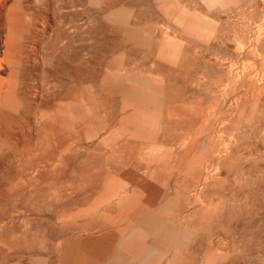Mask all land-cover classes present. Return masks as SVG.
Listing matches in <instances>:
<instances>
[{
    "label": "rangeland",
    "instance_id": "obj_1",
    "mask_svg": "<svg viewBox=\"0 0 264 264\" xmlns=\"http://www.w3.org/2000/svg\"><path fill=\"white\" fill-rule=\"evenodd\" d=\"M20 1L16 6L29 8L36 18L49 12L45 17L50 35L37 48L41 53L46 50V74H40L39 63L33 68L31 62L26 64L36 74L28 81L24 76L17 81L23 91L17 98L20 108L0 112V264H71L69 247L110 234L116 238L107 245L100 264H264V0ZM182 11L194 23L190 34L175 22ZM125 28L150 36L149 49L126 40ZM162 43L177 47L174 63L157 61L156 48ZM26 65L23 68L28 71ZM121 65L132 79L140 76L159 83L164 89V108L197 106L202 115L195 119L165 116L160 129L145 124L140 112L123 101L121 85L111 83L110 69ZM27 85L34 86L35 96L29 94ZM78 92L91 94L94 112L108 120L110 133H121L110 146L101 139L108 130L88 138L81 124L74 122L68 130L41 118L43 109L69 103ZM216 109L223 113L216 115ZM206 112L208 118L201 119ZM196 120L202 125H196ZM215 129H221L220 133ZM214 131L219 134L216 138ZM152 143L169 149L173 163L190 148L186 168L180 172L171 169L172 162L167 168L140 161L139 148ZM129 170L158 192L153 212L163 218V226L149 220L139 226L130 219L122 221L123 226H109L97 214L103 211L114 216L117 209L113 206L100 207L94 214H77L85 208L87 197L99 196L106 182L121 180ZM134 194L141 196L137 191Z\"/></svg>",
    "mask_w": 264,
    "mask_h": 264
},
{
    "label": "bare ground",
    "instance_id": "obj_2",
    "mask_svg": "<svg viewBox=\"0 0 264 264\" xmlns=\"http://www.w3.org/2000/svg\"><path fill=\"white\" fill-rule=\"evenodd\" d=\"M19 2L20 0H0V112L2 110H14V108L19 107L17 106L19 103H17V98L20 94H23V91L17 86V81L19 80V78L21 76H24L26 78L31 77L33 75L36 74V72L34 73L35 69H31L28 67L29 62H31L34 66V64L38 63L40 64V74L41 75H45L46 74V70L44 69V65H45V60H47V56L45 54V49L44 51H42V53L38 50H40V46H44V43L47 41L46 39L48 38V24L47 23V19H46V15H48L49 12H44L43 13L46 15L41 16L39 18H36L30 11L29 8L27 9H21L18 8L15 4V2ZM28 1V0H27ZM34 1V0H33ZM22 2V1H20ZM24 2V1H23ZM32 3V2H31ZM22 4V3H21ZM34 4V3H32ZM19 5V3H18ZM27 5V3H26ZM28 6V5H27ZM33 6V5H32ZM37 6V5H36ZM57 6V5H56ZM44 7V6H43ZM170 7V6H169ZM168 7V10H169ZM39 8V7H38ZM47 8V6L45 7ZM54 8V7H53ZM72 8V7H71ZM36 9V8H35ZM42 9V8H41ZM44 9V8H43ZM243 9V8H242ZM47 10V9H45ZM177 10L179 11V9L177 8ZM38 11V10H37ZM40 12L42 13V10H40ZM164 13V12H163ZM39 14V13H38ZM60 14V13H58ZM91 14V13H90ZM53 15V14H52ZM53 17V16H52ZM61 17V15H60ZM91 18V17H90ZM193 18V17H192ZM66 19V18H65ZM94 18H92L93 20ZM191 19V18H190ZM239 19V18H238ZM91 20V21H92ZM96 20V19H95ZM194 21V19H192ZM94 21V20H93ZM171 21V20H170ZM51 22V21H50ZM53 22V21H52ZM62 22V21H61ZM175 22L178 23L179 25H182L184 28V33H188L190 34L191 32L194 31V23H192L191 21H189L186 18L185 12H180L178 14V16L175 18ZM72 24V23H71ZM95 24V23H94ZM52 25V24H51ZM70 25V24H69ZM196 25V24H195ZM201 25V24H199ZM203 25V24H202ZM197 26V25H196ZM204 26V25H203ZM51 28V27H50ZM196 28V27H195ZM202 28V27H201ZM200 29V27H199ZM204 29V28H203ZM208 29V28H207ZM206 29V30H207ZM196 30V29H195ZM201 30V29H200ZM210 30V29H209ZM52 31V30H51ZM197 31V30H196ZM204 31V30H203ZM208 31V30H207ZM199 33V31H197ZM150 33V32H149ZM207 33V32H206ZM188 34H186L188 36ZM211 34V33H209ZM208 34V35H209ZM50 35V33H49ZM157 35V34H156ZM68 36V35H67ZM91 36V35H90ZM89 36V37H90ZM123 36L126 40L131 41L132 44L133 42L135 44H137L138 46L141 47H145L149 49V45L150 43H148L150 36L146 35L147 37L141 36V34L138 31L132 30V29H127L125 28L123 30ZM191 37V36H190ZM92 37H90L91 39ZM154 38V37H153ZM152 38V39H153ZM156 38V37H155ZM163 38V37H162ZM186 38V37H185ZM194 38V37H193ZM204 38V37H203ZM206 38V37H205ZM217 38V37H216ZM215 38V39H216ZM94 39V38H92ZM168 39V38H167ZM188 39V38H187ZM195 39V38H194ZM207 39V38H206ZM154 40V39H153ZM153 40H152V44H153ZM156 40V39H155ZM191 40V39H190ZM196 40H199L196 38ZM90 40H88L89 42ZM93 42V40H91ZM169 41V39H168ZM171 41V40H170ZM201 41V40H200ZM202 41H205L202 40ZM201 41V42H202ZM42 43V45L39 43ZM90 44H93V43ZM167 42V41H166ZM193 42V41H192ZM87 43V42H86ZM88 44V43H87ZM89 44V45H90ZM129 44V43H128ZM131 44V43H130ZM151 44V45H152ZM78 45V44H77ZM155 45V44H154ZM245 45V44H244ZM91 46V45H90ZM155 46H153L154 48ZM38 48V50H37ZM44 47H42L43 49ZM138 48V47H137ZM200 48V47H199ZM92 49V48H91ZM151 49V48H150ZM157 53H156V57H158L159 59L157 61L164 60V61H169L172 62V60H175V58L177 57V53H178V49L175 46H171L167 43H162L159 45L158 49L156 48ZM208 50V49H207ZM40 52V55L38 52ZM90 51V50H89ZM94 51V50H93ZM149 52V50H146ZM91 52V51H90ZM153 52V50H152ZM87 53V52H86ZM151 53V50H150ZM149 53V54H150ZM147 54V55H149ZM50 56V55H49ZM58 56V55H57ZM153 56V53H152ZM151 56V57H152ZM182 56V55H181ZM180 56V57H181ZM228 56V55H227ZM56 57V56H55ZM79 57V56H77ZM150 57V55H149ZM229 57V56H228ZM241 57V56H240ZM90 58V57H89ZM154 57H152L153 59ZM183 58V57H182ZM60 59V58H59ZM76 59V58H73ZM242 58H240L241 60ZM182 60V59H179ZM88 61V60H87ZM90 61V60H89ZM151 61V60H150ZM156 61V62H157ZM91 62V61H90ZM155 62V60L153 61ZM152 62V63H153ZM155 62V63H156ZM241 62V61H240ZM243 62V61H242ZM250 62V61H249ZM30 63V64H31ZM154 63V65H156ZM174 63V62H172ZM225 63V62H224ZM239 63V62H238ZM251 63V62H250ZM245 64V62H244ZM27 66L28 69L32 72H28L26 71L27 68H23L24 66ZM37 65H35L34 68H38L36 67ZM176 65V64H174ZM172 65V66H174ZM99 66V65H98ZM86 67V66H85ZM119 68L117 69H110V78H111V83L112 84H118L121 85L122 87V91H123V95H125L123 97V101L128 104V107L132 106L133 108L137 109L138 112H140V116L143 118L145 124H149L150 127L154 128V129H160L163 121L165 120L164 117H185V118H194V117H198L200 115H202V110L197 107V106H188V107H182V108H176V107H163V103L161 104V97L164 95V89L163 87L155 82V81H151V80H147L145 78H142L140 76H134L135 78L132 79V75L125 72V69L123 71V67L118 66ZM155 67V66H154ZM33 68V67H32ZM76 68V67H75ZM101 68V67H100ZM153 68V67H151ZM77 69V68H76ZM174 69V68H173ZM177 69V68H176ZM25 71V73L23 72ZM238 71V70H237ZM24 74H23V73ZM38 72V71H37ZM52 72L50 71V74ZM57 73V72H56ZM235 73V72H234ZM108 74V73H107ZM52 75V74H51ZM151 75V74H150ZM48 77V75H47ZM52 77V76H51ZM55 77V76H54ZM53 77V78H54ZM108 77V76H107ZM239 77V76H238ZM52 78V79H53ZM21 79V78H20ZM21 79V80H24ZM41 79V76L40 78ZM55 79V78H54ZM107 79V78H105ZM232 79V77H231ZM28 81V79H26ZM42 80V79H41ZM33 81V80H32ZM34 82V81H33ZM21 84V83H20ZM25 84V83H24ZM232 84V83H231ZM22 85V84H21ZM33 85V84H32ZM24 87L26 86L23 85ZM28 86V85H27ZM117 86V85H116ZM30 87V92L29 94H31L32 96H35L36 94H33L32 89L34 88V86H28ZM27 87V88H28ZM104 87V86H103ZM111 87V84H110ZM230 87V86H229ZM120 88V87H119ZM23 90H27L26 88H22ZM170 89V88H169ZM113 90V89H112ZM115 90V89H114ZM32 91V93H31ZM35 91H38L37 88H35ZM41 91V90H40ZM111 91V90H110ZM118 91V90H117ZM224 91V90H223ZM26 92V91H25ZM24 92V93H25ZM119 92V91H118ZM117 92V93H118ZM168 92V91H167ZM166 92V93H167ZM28 93V92H27ZM35 93V92H34ZM40 94V92H39ZM120 94V92H119ZM25 95V94H24ZM38 95V94H37ZM42 95V93H41ZM44 95V94H43ZM45 96V95H44ZM168 96V95H166ZM29 97V96H27ZM46 97V96H45ZM128 97V98H127ZM36 99V97H34ZM33 98V99H34ZM32 98H30L29 100H31ZM33 100H31L30 102H32ZM36 101V102H35ZM35 104L37 105V100H35ZM41 102L43 103V100H41ZM39 103V102H38ZM177 103V102H176ZM22 104V103H21ZM33 104V103H32ZM173 104V102H172ZM175 104V103H174ZM94 103H93V98L91 96V94H89V96L87 94H83L81 92H78L72 100L69 101V103L66 104H60V105H55L46 109H43L40 112V116L43 119H50V120H54L56 121L60 127H62L63 129H72L74 128L73 123H77V124H81L80 128L81 131L85 134V136H87L88 138H97L99 136V134L104 131V130H108V134L107 136H103L102 142L105 146H110V143L112 142V140L114 139L115 136L120 135L121 133L118 132H111L110 133V129L108 127V123L105 119L104 116H102L101 114H99V112L97 113L96 110L94 112V107H93ZM124 105V104H123ZM178 104H176L177 106ZM190 105V104H189ZM235 105V103H234ZM30 106V105H29ZM41 106V105H40ZM48 106V105H46ZM183 106V105H182ZM131 107V108H132ZM206 108V106H204ZM203 107V108H204ZM20 108V107H19ZM18 108V109H19ZM127 108V107H126ZM129 108V109H131ZM204 108V109H205ZM223 109V107H221ZM34 109V108H33ZM32 109V110H33ZM207 111L210 110L211 114V109L206 108ZM205 109V111H206ZM221 109V110H222ZM35 110V109H34ZM236 110V109H235ZM18 111V110H17ZM136 111V110H135ZM204 111V110H203ZM213 111V110H212ZM216 111V115H217V111L221 112L220 109L219 110H215ZM214 111V112H215ZM14 112V111H13ZM209 112V111H208ZM10 113V111H9ZM12 113V112H11ZM223 113V112H221ZM14 114H18L15 113ZM34 114V113H32ZM39 114V113H38ZM132 114V113H131ZM135 114V113H134ZM137 114V112H136ZM135 114V115H136ZM208 113L206 112V117L203 115V117H200L201 119L203 118H208L207 115ZM9 115V114H8ZM27 114H24V117ZM134 115V117H135ZM221 115V114H219ZM223 115V114H222ZM30 116V115H28ZM34 116V115H33ZM39 116V115H38ZM4 117V116H3ZM130 117V116H129ZM213 117V115H212ZM40 118V117H39ZM141 118V119H142ZM32 119V118H31ZM164 119V120H163ZM195 119V118H194ZM211 118H209L210 120ZM216 119V118H215ZM20 120V119H19ZM34 120V119H33ZM36 120V119H35ZM34 120V121H35ZM85 120V122H84ZM134 120V119H133ZM137 120V118H136ZM170 120V119H169ZM179 120V119H178ZM185 120V119H184ZM193 120V119H192ZM208 120V119H207ZM218 120H221L220 118ZM18 121V120H17ZM22 121V120H21ZM33 121V122H34ZM41 121V120H40ZM47 121V120H46ZM53 121V122H54ZM125 121H130L129 119H125ZM124 121V123H125ZM132 121V120H131ZM172 121V120H171ZM177 121V120H176ZM197 121V120H196ZM204 120H201V122H203ZM223 121V120H222ZM20 122V121H18ZM28 122V121H27ZM44 122V121H43ZM138 122V121H137ZM185 122V121H183ZM191 121H188V123ZM23 123V122H22ZM52 123V122H51ZM74 123V124H75ZM124 123H122V125H124ZM175 123V122H174ZM217 123V122H216ZM215 123V124H216ZM16 124V123H15ZM14 124V125H15ZM19 125L22 126V124L18 123ZM28 124V123H27ZM27 124H25L27 126ZM54 124V123H52ZM110 124V123H109ZM133 124V123H132ZM134 124H138V123H134ZM168 124V123H167ZM166 124V125H167ZM177 124V123H176ZM175 124V125H176ZM197 124H201L200 122L196 123ZM214 124V123H213ZM214 124V125H215ZM218 124V123H217ZM230 124V123H229ZM18 125V126H19ZM32 125V124H31ZM73 125V126H72ZM128 125V124H127ZM131 125V124H130ZM175 125H173L175 128ZM195 125V126H196ZM202 125V124H201ZM200 125V126H201ZM205 126V124H203ZM213 125V126H214ZM221 125V124H220ZM220 125H218L220 127ZM8 126V125H7ZM126 128L127 126L124 125ZM129 126V125H128ZM132 126V125H131ZM129 126V127H131ZM140 126V125H139ZM170 126V125H169ZM171 126H172V122H171ZM170 126V127H171ZM194 126V124H193ZM194 126V128H195ZM199 126V127H200ZM202 126V127H204ZM223 126V124H222ZM31 127V126H30ZM122 127V126H121ZM141 127V126H140ZM207 127V126H205ZM209 127V126H208ZM211 127V126H210ZM217 127L214 126V128ZM15 128V127H13ZM22 128H24L22 126ZM132 128V127H131ZM134 128V127H133ZM136 128V127H135ZM139 128V127H138ZM137 128V129H138ZM167 128V126H166ZM213 128V129H214ZM16 129V128H15ZM20 129V128H18ZM136 129V130H137ZM168 129V128H167ZM211 129V128H210ZM219 129V128H218ZM17 130V129H16ZM152 130V129H151ZM204 130V128H203ZM212 130V129H211ZM208 130V131H211ZM217 131V129H215ZM221 130V129H220ZM220 130L217 131V133H220ZM12 131V130H11ZM18 131V130H17ZM132 131V130H131ZM160 131V130H159ZM213 131V130H212ZM107 132V131H106ZM161 132V131H160ZM159 132V133H160ZM222 132V131H221ZM7 133V132H6ZM11 133V132H10ZM16 133V132H15ZM13 133V134H15ZM205 133V131H204ZM19 134V133H18ZM153 134V133H152ZM156 133H154L155 135ZM171 134V133H170ZM202 134V133H201ZM210 134V133H209ZM214 134L215 131H214ZM158 135V134H157ZM200 135V134H199ZM208 135V134H207ZM17 136V135H16ZM101 136V135H100ZM129 136V135H128ZM163 136V135H162ZM191 136V135H190ZM198 136V135H197ZM212 136V135H211ZM219 136V134H218ZM217 134L215 135V138L218 137ZM3 137V136H2ZM125 137V136H124ZM129 137H133L129 136ZM186 137V136H185ZM209 137V136H208ZM5 138V137H4ZM10 138V137H9ZM127 137L124 138V142L126 140ZM135 138V137H133ZM164 138V137H163ZM171 138V137H170ZM188 138V137H187ZM191 138V137H190ZM188 138V140L190 139ZM205 138V137H204ZM212 138V137H211ZM6 139V138H5ZM192 139V138H191ZM219 139V138H218ZM99 140V139H98ZM130 140V139H128ZM145 140V139H143ZM151 140V139H150ZM157 140V139H156ZM184 140V138H183ZM3 141V140H2ZM132 140H130L131 142ZM138 141V139H137ZM153 141V140H152ZM163 141V140H162ZM190 141V140H189ZM188 141V142H189ZM5 142V141H3ZM18 142V141H17ZM135 142V141H134ZM141 142V141H140ZM155 142V141H154ZM166 142V141H165ZM182 142V141H181ZM185 142V141H183ZM182 142V143H183ZM206 142V141H205ZM209 142V141H208ZM97 143V142H96ZM113 143V142H112ZM119 143V142H118ZM132 143V142H131ZM157 143V142H155ZM155 143L152 144H147V145H142L139 150H138V159L140 161H144L147 164L153 165V166H166L168 168V166H170L171 164V157L172 153L169 149L161 146V145H157ZM120 144V143H119ZM140 144V143H139ZM175 144V143H174ZM181 144V143H180ZM213 144V143H212ZM218 144V143H217ZM3 144L1 143L0 140V146H2ZM117 145V144H116ZM123 145V144H122ZM136 145H138V143H136ZM187 144L184 143V146L182 144V146L185 148ZM224 145V144H223ZM222 145V148H223ZM118 146V145H117ZM165 146V145H164ZM179 146V143H178ZM204 146V145H203ZM218 146V145H217ZM96 147V146H95ZM116 147V146H115ZM114 147V149H115ZM120 147V146H119ZM123 147V146H122ZM170 147V146H169ZM176 147V146H174ZM206 147V146H205ZM208 147V146H207ZM121 148V147H120ZM134 148H136L134 146ZM137 148V149H138ZM177 148V147H176ZM183 148V150H184ZM210 148V146H209ZM221 148L220 146L217 148V150ZM1 149V147H0ZM77 149V148H76ZM135 149V151L137 150ZM175 149V148H174ZM180 149V148H179ZM196 149V147H195ZM112 150V149H110ZM177 150V149H176ZM115 152L117 151L116 149L114 150ZM121 151V150H120ZM211 151V150H210ZM216 151V150H215ZM221 151V150H220ZM82 152V151H80ZM114 152V153H115ZM137 152V151H136ZM174 152V151H173ZM182 152V151H180ZM179 152V153H180ZM191 149L188 148V150L184 153V155H182V157L180 158V160L177 162L178 159H176V162H172L174 165L171 169H175V170H182L185 165H187L188 162V155L190 154ZM195 152V150H194ZM209 152V151H208ZM224 152V151H223ZM118 153V152H117ZM178 153V154H179ZM214 153V152H213ZM212 153V154H213ZM177 154V153H176ZM199 154V153H198ZM207 154V153H206ZM223 154V153H222ZM192 155V154H191ZM208 155V154H207ZM217 155V154H216ZM221 155V154H220ZM194 156V155H193ZM179 157V156H177ZM82 158V157H81ZM192 158V157H191ZM197 159V156L195 157ZM212 158V157H210ZM175 159V157H174ZM172 159V160H174ZM219 159V158H218ZM136 160V159H135ZM206 160V159H205ZM209 160V159H207ZM220 160V159H219ZM175 161V160H174ZM190 161V160H189ZM203 161V160H202ZM217 161V160H214ZM212 162V161H211ZM191 163V162H190ZM206 163V162H205ZM147 164H145L147 166ZM202 164V163H201ZM212 164V163H211ZM214 164V163H213ZM212 164V165H213ZM137 165H139V163H137ZM136 165V166H137ZM143 165V164H141ZM207 165V163H206ZM205 165V166H206ZM211 165V166H212ZM215 165V164H214ZM214 165H213V169H214ZM218 165H216L217 167ZM171 167V166H170ZM169 167V168H170ZM197 167V166H196ZM195 167V169H196ZM137 168V167H136ZM136 168H134V170H136ZM156 168V167H155ZM158 168V167H157ZM186 168V167H185ZM211 168V167H210ZM219 168V167H218ZM149 169V168H148ZM147 169V170H148ZM152 169V168H151ZM165 169V168H164ZM204 169V168H203ZM207 169V168H206ZM212 169V168H211ZM210 169V171H211ZM221 169V168H220ZM219 169V170H220ZM157 169H155L154 171L156 173H159L156 171ZM184 170V169H183ZM193 170V169H192ZM202 170V169H201ZM217 169H215V172ZM140 170L138 169V172ZM151 170H149L148 172L150 173ZM204 171V170H203ZM209 171V172H210ZM122 172V171H121ZM137 172V171H136ZM145 170L143 171L144 174ZM165 172V171H164ZM181 172V171H180ZM212 172V171H211ZM154 173V172H153ZM172 173V172H171ZM176 173V172H175ZM174 173V175H175ZM202 173V171H201ZM204 173V172H203ZM202 173V174H203ZM207 173V171L205 172ZM204 173V174H205ZM213 173V174H214ZM140 174V173H138ZM145 174H148L147 171ZM164 174V173H163ZM201 174V175H202ZM212 174V173H211ZM210 174V176H212ZM152 175V172L149 174V176ZM158 174H155V176ZM188 175V174H187ZM192 175H194L192 173ZM191 175V176H192ZM197 175V174H196ZM208 175V174H207ZM148 175H146L147 177ZM154 176V175H153ZM159 176V175H158ZM168 176V174L166 175ZM119 177V176H118ZM173 177V175H172ZM190 177V175H189ZM199 177V175H198ZM205 177V176H204ZM203 177V178H204ZM214 177V176H213ZM212 177V178H213ZM157 179V177H155ZM200 178V179H203ZM121 180H109L108 182H106L105 186H103L105 189H103L102 193L97 196V197H92L89 196L86 198V206L85 208L77 211V214L80 215H84L85 213H90V214H94L95 212L99 211L100 207H108L110 208V206L114 207L115 209H117V213L114 216H110V214H105L103 211L98 212V217L101 218L104 222H106L109 226H117L120 225V223L122 221H125L127 219L133 220L135 222V224L139 225V226H145L143 224V222H147L149 221H153L154 224L159 223L161 226L164 225V220L161 217H157L155 215V213L157 212H153L155 204L157 203L158 200V192L156 191V189L150 187L148 184L145 183V181L143 180V178L141 179L140 177H138L135 173L130 172V170L128 172H125L122 175V178H120ZM155 179V180H156ZM187 179V178H185ZM192 179V178H191ZM206 179V178H205ZM150 180V178H149ZM183 181V180H182ZM204 181V180H203ZM211 181V179H210ZM156 182V181H155ZM160 182V181H159ZM173 182V181H172ZM185 182V181H184ZM207 182V181H206ZM205 182V184H206ZM154 183V181H153ZM158 183V182H157ZM170 183V182H169ZM169 183L167 185H169ZM196 184V183H195ZM194 184V185H195ZM204 184V185H205ZM158 185H161L158 183ZM186 185V184H185ZM199 185V183L197 184ZM203 185V186H204ZM163 186V184H162ZM161 186V187H162ZM184 186V185H183ZM182 186V187H183ZM206 186V185H205ZM208 186V185H207ZM160 187V186H159ZM197 187V186H196ZM200 187V185H199ZM184 188V187H183ZM195 188V187H194ZM198 188V187H197ZM192 189V188H191ZM196 189V188H195ZM171 190V189H170ZM185 190V189H184ZM137 191V193L141 194V198L136 197L134 192ZM193 191V190H191ZM184 192V191H183ZM188 192V191H187ZM195 192V191H194ZM197 193V192H196ZM186 194V193H185ZM185 194H182L185 196ZM194 193L192 192V195ZM199 194V193H198ZM197 194V196H198ZM170 195V194H169ZM181 195V194H180ZM191 195V193H190ZM196 196V197H197ZM192 197V196H191ZM178 198V197H177ZM176 198V199H177ZM195 198V197H194ZM193 198V200H194ZM199 198V197H198ZM200 200V199H198ZM176 201V200H175ZM197 201V199H196ZM195 201V202H196ZM189 203V201H187ZM186 202V204H187ZM201 202V201H200ZM183 202H181L180 205H182ZM174 204V203H173ZM206 204V203H205ZM195 205V203H194ZM168 206V204H167ZM199 206V205H198ZM204 206V205H203ZM187 207V206H186ZM192 207V206H191ZM202 207V206H201ZM108 208H106L108 210ZM189 208V207H188ZM194 208V207H193ZM104 209V208H103ZM105 209V211H106ZM114 209V210H115ZM186 209V208H185ZM190 209V208H189ZM200 209V208H199ZM110 210V209H109ZM113 210V209H111ZM157 210V209H156ZM174 210V209H173ZM172 210V211H173ZM175 211V210H174ZM173 211V212H174ZM183 211V209H182ZM111 212V211H110ZM115 212V211H114ZM187 212V211H186ZM199 212V211H198ZM107 213V212H106ZM181 213V212H180ZM179 213V214H180ZM175 214V213H174ZM167 215V213H166ZM178 216V215H177ZM180 216V215H179ZM85 217V216H84ZM175 217V215H174ZM93 218V217H92ZM190 218V217H189ZM192 218V216H191ZM182 219V218H181ZM100 220V221H102ZM168 220V219H166ZM178 220V219H177ZM190 220V219H189ZM129 221V220H128ZM132 221V222H133ZM184 221V220H183ZM93 222V221H92ZM174 222V220L172 221ZM171 222V223H172ZM178 223V221H176ZM100 223V222H99ZM125 223V222H124ZM5 224V223H4ZM90 224V223H89ZM180 224V223H179ZM96 225V224H95ZM132 225V224H131ZM94 226V223L93 225ZM105 226V225H104ZM123 226V225H120ZM138 226V227H139ZM100 227V226H99ZM107 227V226H106ZM119 227V226H118ZM167 227V226H166ZM189 227V226H188ZM190 228V227H189ZM110 229V228H109ZM130 229V228H129ZM132 229V228H131ZM138 229V228H137ZM141 229V228H140ZM157 229V228H156ZM184 229V228H183ZM88 230V229H87ZM107 230V228L105 229ZM164 231V230H163ZM126 232V231H125ZM154 232H156L154 230ZM159 232V231H158ZM130 233V232H129ZM128 234V233H126ZM147 234V233H146ZM170 234V233H169ZM91 235V234H89ZM124 235V234H123ZM152 235V234H151ZM150 235V236H151ZM128 236V235H127ZM155 236V235H154ZM161 236V234L159 235ZM163 236V235H162ZM175 237V236H174ZM196 237V235H195ZM116 236L115 234H110L108 236H101L97 239H94L92 241V243L90 244H84L81 245L80 247L78 246V248H72L69 247V251L67 252L69 259L71 260V264H100L101 260L105 257L106 255V251L108 249L107 245L110 243V241L115 240ZM154 238V237H153ZM160 238V237H159ZM190 238V237H189ZM81 239V238H80ZM102 239V240H101ZM157 239V238H155ZM161 239V238H160ZM169 239V238H168ZM166 240L167 243L166 245H168L169 240ZM177 239V238H176ZM122 240V238H121ZM124 240V239H123ZM153 240V239H152ZM156 241V240H155ZM159 241V240H158ZM155 243V242H154ZM158 243V242H157ZM148 244V243H147ZM150 244V243H149ZM185 244V243H184ZM152 245V244H151ZM165 245V246H166ZM117 246V245H116ZM155 246V245H154ZM175 246V245H174ZM173 246V247H174ZM155 248V247H154ZM164 248V247H163ZM160 249V248H159ZM173 249V248H172ZM163 250V249H162ZM165 250V249H164ZM186 250V249H185ZM122 251V250H121ZM182 251V250H181ZM168 253V252H167ZM183 253V252H182ZM171 254V253H170ZM169 255V253H168ZM183 256V255H182ZM207 256V255H206ZM205 258V257H204ZM107 260V259H106ZM203 261V259H202ZM201 262V261H200ZM68 263V262H67Z\"/></svg>",
    "mask_w": 264,
    "mask_h": 264
}]
</instances>
